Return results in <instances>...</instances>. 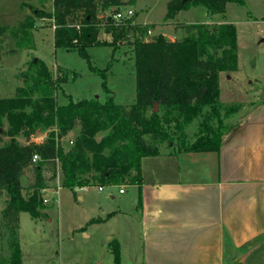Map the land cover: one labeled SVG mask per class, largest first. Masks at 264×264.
Returning a JSON list of instances; mask_svg holds the SVG:
<instances>
[{
	"label": "trees",
	"instance_id": "trees-1",
	"mask_svg": "<svg viewBox=\"0 0 264 264\" xmlns=\"http://www.w3.org/2000/svg\"><path fill=\"white\" fill-rule=\"evenodd\" d=\"M133 2L52 0L49 11L28 4L32 13L11 31L15 45L23 46V41H30L33 25L43 17L49 18L52 44L78 53L88 69L102 78L106 96L101 101L94 97L75 99L66 93L65 100L59 103L57 90L63 82L76 79L77 74L61 68L53 77L45 61L36 57L22 73L26 84L10 97H0V194L5 193L0 217L11 233L12 250L5 264H22L16 233L18 213L25 211L35 220L44 216L46 180L55 179L57 173L61 185L70 188L90 184L140 186L141 157L157 154V143L171 142L176 132L181 136L183 125L189 121L199 119L198 131L190 142L178 138L176 147L180 151H217L223 134L229 130L224 118L233 109L222 114L218 108L219 77L221 72L237 68L235 23L183 22L179 26L180 35L174 39L161 32L146 38L153 24L135 22L134 13L119 19L113 17L120 8ZM230 2L244 3L168 0L165 18H173L181 9L197 4L209 14H223ZM101 10L107 12L100 15ZM6 30V26L0 25V36ZM100 31L109 34L110 40L99 38ZM125 42L131 46V75L135 77L136 93L128 106L117 103L106 84L107 71L113 65L112 55ZM94 45L110 47L104 67L99 68L90 54ZM154 103L162 110L161 114L153 110L148 113ZM170 125L174 127L172 134L164 127ZM75 129L72 144L62 145V136ZM38 132L43 137L36 141L33 137ZM29 170L32 180L24 193L21 177ZM250 245L252 241L242 244L240 250ZM109 248L117 264L120 258L117 243L111 241Z\"/></svg>",
	"mask_w": 264,
	"mask_h": 264
},
{
	"label": "rangeland",
	"instance_id": "rangeland-1",
	"mask_svg": "<svg viewBox=\"0 0 264 264\" xmlns=\"http://www.w3.org/2000/svg\"><path fill=\"white\" fill-rule=\"evenodd\" d=\"M167 2L168 0H134L132 4L124 7L133 10L135 22L153 24L146 38L161 32L174 39L181 33L180 23L206 19L205 7L199 4L181 9L173 18L166 19ZM243 2H230L221 16L229 20L228 22H234L237 31V68L231 73H224L223 92L221 97L219 95L218 106L222 114L227 109H233L224 118V123L229 125L249 111L255 102L264 99V40L261 41L264 39V0ZM28 4L51 10L49 0H0V25L7 28L0 36V97H10L19 86L26 84L22 73L27 70L30 60L37 57L45 61L53 77L60 73L61 68L73 70L77 74L76 79L63 82L61 89L57 90L59 103L65 100L66 93L75 99L94 97L103 101L106 94L102 78L93 74L85 60L75 51L55 48L52 44L53 32L49 27V18L43 17L33 25L29 42L26 39L23 46L15 45L11 31L25 21L27 14L32 13ZM98 37L110 40V35L103 31L99 32ZM89 50L97 66L104 67L109 60L110 47L94 45ZM111 59L113 65L107 71V87L117 103L128 106L135 100L136 95L135 77L131 75V46L125 42L113 53ZM225 83L227 87L224 86ZM153 106L148 109V113L153 110ZM156 112H162L158 105ZM198 124L199 119L189 121L183 125L181 136L176 132L173 133L171 142H158L159 150L175 148L178 146V138L190 142L197 134ZM3 126L6 127V123ZM164 127L172 134L173 126ZM76 132L75 129L63 135L62 145L69 147ZM42 137L38 132L34 140ZM18 139L20 142L25 140L23 137ZM60 177V173H57L55 179L46 180L47 187L43 197L47 200V207L44 216L35 220L25 211L18 213L16 233L21 250V263L112 264L104 241L108 230L117 226L118 222L111 219L102 223L100 217L106 218L107 212L116 209L117 205H133L136 200L131 199L132 189L121 184L101 185V188L99 184L70 188L61 185ZM31 180L32 172L26 171L21 177L24 193L28 191L27 186ZM56 186L58 187L54 189ZM120 187L123 188V193ZM4 204L5 193L2 192L0 209ZM10 237L11 233L1 219L0 264L7 263L11 256Z\"/></svg>",
	"mask_w": 264,
	"mask_h": 264
},
{
	"label": "crops",
	"instance_id": "crops-1",
	"mask_svg": "<svg viewBox=\"0 0 264 264\" xmlns=\"http://www.w3.org/2000/svg\"><path fill=\"white\" fill-rule=\"evenodd\" d=\"M205 11L201 21H229ZM229 126L217 151L170 147L141 157V185L121 184L136 202L99 216L118 222L104 241L112 264L111 241L117 264H264V99Z\"/></svg>",
	"mask_w": 264,
	"mask_h": 264
},
{
	"label": "built area",
	"instance_id": "built-area-1",
	"mask_svg": "<svg viewBox=\"0 0 264 264\" xmlns=\"http://www.w3.org/2000/svg\"><path fill=\"white\" fill-rule=\"evenodd\" d=\"M107 11H103V10H101L100 11V15H103L104 13H106ZM131 14H133V10L131 9V8H125V7H122V8H120L117 12H115L114 14H113V17H115V18H117V19H119V18H124V17H128L129 15H131ZM37 138V136H34L33 137V139L34 138ZM37 158V155L36 154H34L33 155V157H32V159L33 160H35ZM59 186V185H58ZM57 186V187H58ZM99 188H101V186H99ZM44 190H46V189H44ZM123 190V188H120V191H122ZM45 201H47L46 200V198H45Z\"/></svg>",
	"mask_w": 264,
	"mask_h": 264
},
{
	"label": "water",
	"instance_id": "water-1",
	"mask_svg": "<svg viewBox=\"0 0 264 264\" xmlns=\"http://www.w3.org/2000/svg\"><path fill=\"white\" fill-rule=\"evenodd\" d=\"M228 77H230V76H228ZM153 110L157 111V103H154Z\"/></svg>",
	"mask_w": 264,
	"mask_h": 264
}]
</instances>
